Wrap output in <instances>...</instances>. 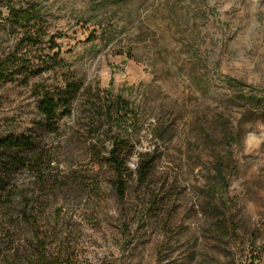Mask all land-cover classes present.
<instances>
[{
  "label": "rangeland",
  "instance_id": "1",
  "mask_svg": "<svg viewBox=\"0 0 264 264\" xmlns=\"http://www.w3.org/2000/svg\"><path fill=\"white\" fill-rule=\"evenodd\" d=\"M5 1L0 57L28 54L41 74L0 81V136L30 134L34 93L67 75L86 96L126 100L125 122L103 129L126 134L131 169L144 152L154 161L119 197L99 165L109 139L96 124L87 136L94 102L79 96L42 134L55 190L25 169L0 204V264H33L43 236L61 264H264V0H10L46 34L31 50ZM250 94L260 102L239 97ZM18 194L33 212L25 222Z\"/></svg>",
  "mask_w": 264,
  "mask_h": 264
},
{
  "label": "trees",
  "instance_id": "2",
  "mask_svg": "<svg viewBox=\"0 0 264 264\" xmlns=\"http://www.w3.org/2000/svg\"><path fill=\"white\" fill-rule=\"evenodd\" d=\"M5 2L7 16L4 17V20H9L13 25L24 29L18 30V43L22 44V47L31 50L34 46L47 41L44 39L45 32H41V30L33 26L37 20V14L31 8L22 5L16 8L13 4H10V0ZM53 46L52 44L49 49H52ZM58 56L59 51L54 52L52 56H49L50 60L48 63H58ZM27 60L28 54H22L19 57L13 55L5 58L4 56L0 57V81L11 78L14 73L25 67L29 75H40L41 71L33 70L28 66ZM34 94L37 98L36 109L40 120L33 123L31 133L0 136V204L9 203L12 197L16 196L14 191L18 190V188L15 184V178L25 169L32 171L35 180L47 192L55 190V176L49 169L52 160L41 150L42 134L58 131L59 120L71 115L73 104L79 96L83 98L81 106L88 105V101L94 102L91 107L92 113L88 116L91 118L84 125L87 136L93 137L95 132L91 127L96 124L97 134H103L104 138L109 139L106 154L100 158L99 165H105L111 172V184L117 195L123 197L130 178L136 182L146 181L149 178L154 161L153 154L150 152L142 153L135 169H131L128 166V159L133 153V145L126 134L123 132L116 134L110 127L103 129L105 124L111 126L125 122L126 115L132 112L126 100L119 95H113L111 92H106L102 97L95 95L96 99L86 96L82 94L81 83L67 75L62 79L61 85H46L37 89ZM239 97L250 106L260 102V98L253 94ZM99 131L100 133H98ZM18 196L20 199H15L18 204L16 209L17 218L25 222L28 221V216L33 212L28 210L27 201L20 194ZM43 211L44 207L40 210V214ZM38 240L41 247L37 245L36 251L33 252V264H61L60 260L49 254L46 248L47 236H43Z\"/></svg>",
  "mask_w": 264,
  "mask_h": 264
}]
</instances>
